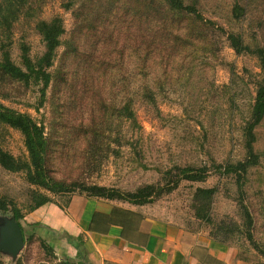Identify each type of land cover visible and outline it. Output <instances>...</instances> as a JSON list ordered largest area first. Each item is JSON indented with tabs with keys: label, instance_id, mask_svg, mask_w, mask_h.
<instances>
[{
	"label": "rangeland",
	"instance_id": "374dc122",
	"mask_svg": "<svg viewBox=\"0 0 264 264\" xmlns=\"http://www.w3.org/2000/svg\"><path fill=\"white\" fill-rule=\"evenodd\" d=\"M181 1L189 10L165 0H26L12 17L10 32L0 35V58L8 51L18 66L23 45L34 61L44 54L38 20L63 24L46 97L41 86L0 73V105L44 126L47 180L66 191L52 193L32 185L26 171L0 165V195L21 211L16 221L24 238L16 252L2 244L15 217L11 205L0 211V264H61L65 257L83 262L50 226L25 220L33 192L63 211L74 197L102 210L140 208L213 233L236 264H264V119L253 130L258 164L241 181L225 172L248 160L245 128L264 79L256 54L264 48V0ZM0 148L19 161L29 159L22 133L1 123ZM183 170L206 175L193 181ZM93 185L123 194L153 190L144 205H135L88 197L82 187ZM41 237L54 253L42 248Z\"/></svg>",
	"mask_w": 264,
	"mask_h": 264
},
{
	"label": "trees",
	"instance_id": "16d2710c",
	"mask_svg": "<svg viewBox=\"0 0 264 264\" xmlns=\"http://www.w3.org/2000/svg\"><path fill=\"white\" fill-rule=\"evenodd\" d=\"M169 5L180 11L189 10L186 8L181 0H165ZM26 4V0H0V35L10 32L12 17L20 12L22 5ZM7 27V28H6ZM35 29L43 39L45 51L44 54L37 60H33L29 56V50L27 46H22V60L23 65L18 66L11 60L8 51L3 52L2 58H0V73L12 80L18 81L25 86L31 85L41 86V97H46V90L49 87L52 75L49 69L53 66L57 50L61 45V36L64 34V28L61 19L56 18L52 21L38 20L35 24ZM234 48L237 51H241L242 43L236 37H232ZM256 54L261 62V67L264 74V48L256 50ZM255 104L252 111V119L245 128L246 134V147L248 151V160L239 162L237 165H230L226 169L228 174H236L240 181L243 179V175L247 173L248 168L258 164L259 156L255 153L254 142V128L264 119V79L258 86ZM132 116V115H131ZM133 118V117H132ZM0 123L9 126L13 129L19 130L25 141L29 159L27 161H19L11 154L5 152L0 148V165L7 171L19 172L26 171L28 181L35 186L46 189L52 193H65L66 188L58 183H51L47 180L45 173V157L48 149V141L45 135V128L39 125L30 115L20 114L12 110H8L0 105ZM186 179L197 181V179H204L200 174H205V171L198 174H191L190 171L183 170ZM198 175V176H197ZM206 175V174H205ZM152 187H145L138 190L135 193L123 194L122 192L111 190L101 186H83L82 191L87 192L88 197L102 198L107 200H126L135 205H144L146 197L150 195ZM201 193H207L209 196L215 194V190L199 189ZM34 205L30 207V211L51 203L52 200L45 194L37 192L32 193ZM12 206V213L15 219L19 222L23 218L21 211L15 207L13 203L7 202L0 195V211L6 213L9 211V206ZM245 214L249 219V226L254 224L253 217L248 208H244ZM122 210H117L116 215L119 217L118 222L125 226L128 220L125 217H120ZM95 219V217H94ZM20 225V223H19ZM34 225V227H38ZM21 227V225H20ZM41 228H47L41 226ZM50 234L56 235L57 233L50 229ZM70 238V237H69ZM251 239V238H250ZM42 248L48 253H54V247L44 238H39ZM61 264H74L70 257H65Z\"/></svg>",
	"mask_w": 264,
	"mask_h": 264
},
{
	"label": "crops",
	"instance_id": "0c3cea01",
	"mask_svg": "<svg viewBox=\"0 0 264 264\" xmlns=\"http://www.w3.org/2000/svg\"><path fill=\"white\" fill-rule=\"evenodd\" d=\"M92 203L74 197L65 211L46 204L25 220L46 224L58 239L66 238L80 253L81 264H236L211 232L175 225L140 208L102 210ZM117 210L128 220L125 226Z\"/></svg>",
	"mask_w": 264,
	"mask_h": 264
},
{
	"label": "water",
	"instance_id": "95a60500",
	"mask_svg": "<svg viewBox=\"0 0 264 264\" xmlns=\"http://www.w3.org/2000/svg\"><path fill=\"white\" fill-rule=\"evenodd\" d=\"M2 244L12 252L18 251L24 244L22 228L14 218L4 233Z\"/></svg>",
	"mask_w": 264,
	"mask_h": 264
}]
</instances>
